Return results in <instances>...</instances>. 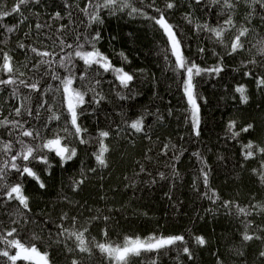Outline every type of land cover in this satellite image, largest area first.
I'll use <instances>...</instances> for the list:
<instances>
[{
  "label": "snow or ice",
  "instance_id": "6c2138e0",
  "mask_svg": "<svg viewBox=\"0 0 264 264\" xmlns=\"http://www.w3.org/2000/svg\"><path fill=\"white\" fill-rule=\"evenodd\" d=\"M242 4L247 14L243 17L244 22L238 23L234 17ZM197 7L204 15L214 14L215 21L209 23L205 19L199 22L193 18L192 11L184 13V20L193 26V31L207 34L205 38L213 45L225 49L223 55L212 49V55L218 59L208 67H202L196 59L186 54L188 45L183 33L179 26L169 21V12L180 8L178 0H162V6L157 0H139V3L137 0H83V3L80 0H54L53 10H49L47 0H13L10 7H5L3 0H0V264H55L51 252L41 250L37 243H32L42 240L40 234L32 231L29 239L23 238L22 233L28 232L29 226L39 227L41 232H49V248L56 245L59 250L63 243V251L66 253L89 256L94 255L95 249L103 258V264H134V258L139 264H158L159 257L172 251L178 256L182 254L190 264H196V250L204 249L209 244L201 234L150 233L144 237L125 236L121 243H116L108 239L107 231L113 216L105 215L98 209V214L89 220H103L102 236L105 239L96 241L93 237L90 241L86 236L88 228L81 229L76 216L71 217L72 228L44 217H34L26 185L34 181L40 190L46 189L44 176H52L54 159L58 158L60 169H65L66 165L78 158V147L83 145L85 155H88L89 147L92 148L91 157L95 160V167L86 166L81 161L79 178L73 177L69 184L72 191L76 192L88 179V173H98L110 167L111 145L108 141L114 133L120 139L139 135L151 140V128L146 123V117L154 116L156 122L164 120L163 114L157 109L156 112L146 110L134 119L121 112L120 124L114 128L109 126L107 129H98L94 135L86 126L85 117L98 116L99 111H103L101 105L107 100L102 90L106 74L113 77L107 83L112 86L118 100L131 101L140 95L133 84L135 71L128 72L123 67L131 63L128 56L123 51L115 52L113 47V52L121 59V66H116L101 50L100 45L105 39L102 26L106 14L116 16L124 13L130 18H142L166 38V46L159 51L163 55L166 70L175 74L176 82L182 89L188 106L184 110L185 124H190V136L196 140L202 134L201 101L207 104V99L200 93V87L205 82L222 79L221 73L226 71L224 56L234 57L249 52L250 48L255 49L253 57L241 61L245 68L253 66L244 71L242 76L254 80L256 88L264 92V73L256 71L257 68H264V35L257 33L255 43L250 39L256 28L253 17L259 16L261 22H264V0H190L189 8ZM41 9L48 11L47 19L42 20ZM9 17L15 23L9 22ZM65 20L67 23H64ZM22 26L28 29L23 32L24 39L16 35L22 31ZM50 31L54 39L49 36ZM228 33H232L230 40L226 38ZM13 37L16 39L15 53L22 54L23 61L16 59L12 49L5 50ZM67 37H71L72 42L69 43ZM49 39L51 44L45 43ZM116 39V36H110L109 45ZM37 42L40 47L35 46ZM196 51L203 57L208 50L197 45ZM233 91L239 96L240 104L249 103L246 84H236ZM5 95L7 99H4ZM157 95L154 92V96ZM120 107L123 108L124 104ZM168 114L172 115L171 109ZM254 128L253 123L241 127L238 121L230 120L225 129L226 139L234 141L233 146L239 145L242 158L239 167L244 168L248 161H257V167L251 169V174L264 186V145L252 139L244 142L245 134L251 133ZM187 151L186 147L165 143L159 155L168 156L164 167L170 169V174L163 171L153 174L141 163L135 175H149L151 179L147 183L150 185L160 181H171L174 185L175 181L181 179L177 164ZM192 155L200 163V178L204 189L199 193L200 197L207 198L213 204L218 203V208L235 216L242 226L241 246L232 249L233 254L245 260L246 264L243 249L258 241V264H264V202L249 203L245 207L235 201L222 200L209 183L211 169L203 154L197 151ZM145 159L151 161L153 158L145 153ZM218 159L223 160L224 157L219 156ZM39 165H43V168H39ZM126 179H130V183L125 187L136 186V179ZM193 188H198L195 181ZM165 196L172 199L170 193H165ZM63 199L70 204L74 203L67 195ZM233 208L235 212H231ZM207 211L210 214L213 212ZM108 212L112 213L113 209L109 208ZM257 214L260 223L254 218ZM67 219V213L60 217L61 222ZM49 223L52 224L51 228L44 227ZM212 255L215 256V264H224L218 252ZM71 264H80V260L73 258Z\"/></svg>",
  "mask_w": 264,
  "mask_h": 264
},
{
  "label": "trees",
  "instance_id": "16d2710c",
  "mask_svg": "<svg viewBox=\"0 0 264 264\" xmlns=\"http://www.w3.org/2000/svg\"><path fill=\"white\" fill-rule=\"evenodd\" d=\"M80 2L83 3V0ZM157 2L162 6V0H157ZM12 3L13 0H3L5 7H10ZM47 3L49 10H53L54 0H47ZM178 3L180 8L169 12L168 15L170 23L179 26L183 33L188 45L186 54L196 59L202 67L215 64L218 57L212 55V49L214 48L221 55L225 49L219 45H213L205 38L207 34H198L193 31V26L186 23L183 18L186 11H192L195 20L203 22L207 19L209 23H213L216 19L215 15L212 13L204 15L198 7L189 8L190 0H178ZM41 11L42 20L47 19L48 11L43 9ZM246 14L247 9L242 4L234 18L238 23H243V17ZM104 19L105 24L102 30L105 39L100 45L101 50L112 59L116 66H121V59L115 55L113 47L115 52L123 51L128 56L131 63L124 64L123 67L128 72L135 71L136 79L133 84L140 95L131 101L118 100L112 86L107 83L113 77L106 74L102 85V90L107 96L106 102L101 105L103 111H99L98 116L85 117L86 126L94 135L98 129H107L109 126L114 128L120 124L121 112L134 119L146 110L156 112L157 109L163 114L164 120L156 122L154 116L146 117V123L151 128V140L141 138L139 135L134 138L120 139L114 133L108 141L111 145L110 167L98 173H88V179L76 192L69 187L70 181L73 177L79 178L81 161L86 166L95 167V160L91 157L92 148L89 147L88 155H85L84 146L80 145L78 158L66 165L65 169H60L58 158H55L52 176H44L47 183L46 189L40 190L34 181H29L26 185V192L31 197L30 206L33 216L44 217L57 224L63 223L68 228H72L71 217L76 216L78 226L81 229L88 228L86 233L88 240L91 241L94 237L96 241H103L105 239L102 236L103 220H89L90 217L98 214L99 209L105 215H112L114 218L107 228L108 239L113 242L121 243L125 236L144 237L150 233L170 235L194 232L205 236L209 241L206 248L196 250V264H215L213 252H218L222 256L224 264H245V260L235 256L232 252V249L241 246L242 226L235 216L218 208V203L213 204L207 198L200 197L199 193L204 190L200 178V163L192 153L199 151L203 154L204 160L211 169L209 183L222 200L235 201L245 207L249 203L264 202V186L258 182L257 177L251 174V169L257 167V161L251 160L244 168L239 167L242 162L239 145L233 146L235 142L226 139L225 131L230 120L238 121L241 127L253 123L254 131L245 134L244 142L247 143L248 139H252L264 145V92L256 88L254 80L242 76L244 71L253 66L249 65L245 68L241 61H247L253 57L255 49L250 48L249 52L234 57L224 56L226 71L221 73L222 79L211 80L201 85L200 93L207 99V104L201 101L202 134L200 139L196 140L195 137L190 136V124H185L184 110L188 106L182 89L176 82L175 74L166 70L163 55L159 51L167 44L163 34L159 30H154L148 21L142 18H130L124 13H118L116 16L106 14ZM8 20L15 23L12 17ZM64 23L67 21L65 20ZM253 24L256 28L250 39L252 43H255L257 33L264 35V22H261L259 16H255ZM24 31L28 29L22 26V31L16 35L24 39ZM48 34L52 39L55 38L51 31ZM231 35L232 33H228L226 38L230 40ZM110 36L117 37L111 45L108 43ZM67 39L69 43L72 42L71 37ZM45 43L51 44V39ZM197 45L208 50L205 56H199L196 51ZM35 46L40 47L41 45L37 42ZM8 49H12L16 55L14 37L8 41L5 50ZM16 59L23 61V55H16ZM141 69L142 72L139 71ZM256 71L264 73V68H257ZM238 83L246 84L248 87L250 100L246 105L239 103V96L233 91ZM121 91L124 90L121 89ZM154 92L158 95L154 96ZM7 98L5 95L4 99ZM122 103L123 108L120 107ZM169 109L172 110V115L168 114ZM181 136L184 137L183 140L180 139ZM165 143L176 144L177 147L183 146L188 149L177 164L181 179L175 181L174 185L171 181H160L156 185H150L147 183L151 179L149 175L136 176L135 174L139 172L141 163L153 174L157 171L170 174V169L164 167L168 156L159 155ZM145 153L153 159L146 160ZM219 156H223L224 159H218ZM38 167L43 168V165ZM126 177L136 179V186L125 187L130 183V179ZM194 181L198 185L197 189L193 188ZM165 193H170L172 199L169 200ZM64 195H67L74 203L70 204L64 200ZM109 208L113 209L112 213L108 212ZM117 209L119 211H116ZM207 210H213V212L210 214ZM231 212H235V208L231 209ZM63 213H67L68 219L61 222L60 217ZM254 218L257 223H260L259 214ZM44 227L51 228L52 224L49 223ZM32 231L42 237L41 241H32V243H37L41 250L51 252L55 264H71L73 258H78L80 264H103V258L95 249L94 255L89 256L80 253H66L63 251V243L59 246V250L56 245L49 248V232H41L39 227L29 226V231L22 233L23 238L29 239ZM259 247L260 244L256 241L243 249L246 264H258ZM134 264H139L135 258ZM158 264H190V262L186 261L182 254L178 256L175 251H172L159 257Z\"/></svg>",
  "mask_w": 264,
  "mask_h": 264
}]
</instances>
